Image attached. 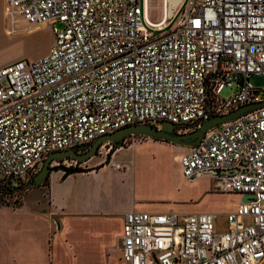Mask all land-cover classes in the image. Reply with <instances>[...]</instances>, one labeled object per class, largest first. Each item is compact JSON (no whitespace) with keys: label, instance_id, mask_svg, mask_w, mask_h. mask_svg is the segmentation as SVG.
<instances>
[{"label":"built area","instance_id":"obj_1","mask_svg":"<svg viewBox=\"0 0 264 264\" xmlns=\"http://www.w3.org/2000/svg\"><path fill=\"white\" fill-rule=\"evenodd\" d=\"M49 53L0 69V183L35 176L53 153L133 125L197 130L264 102V0H182L149 19V0H8ZM177 26L165 32L170 21ZM228 88L229 98L222 92ZM186 179L238 195L225 230L209 213L125 215L121 264H264V108L220 125L179 157Z\"/></svg>","mask_w":264,"mask_h":264},{"label":"crops","instance_id":"obj_2","mask_svg":"<svg viewBox=\"0 0 264 264\" xmlns=\"http://www.w3.org/2000/svg\"><path fill=\"white\" fill-rule=\"evenodd\" d=\"M7 2L0 0V69L16 62L4 59V41L11 32L3 23ZM141 147L146 150L136 155L135 148ZM189 150L164 141L136 139L116 149L108 161L95 163L98 156L90 159L82 166L83 172L53 171L44 185L26 189L21 201L0 204V264H121L127 213H207L186 212L190 204L169 176L176 172L183 181L195 180L184 177L179 161ZM128 152L131 155L122 154ZM233 196L239 199L237 210L244 198Z\"/></svg>","mask_w":264,"mask_h":264},{"label":"rangeland","instance_id":"obj_3","mask_svg":"<svg viewBox=\"0 0 264 264\" xmlns=\"http://www.w3.org/2000/svg\"><path fill=\"white\" fill-rule=\"evenodd\" d=\"M163 5L164 0H149V19L151 22L159 23L163 19ZM179 20L180 16L178 15L174 21H170V25L165 32L173 30L177 26ZM3 23L4 27L7 28L8 31H11L9 35L6 34V40L4 41V59L9 62L17 60H27L31 62L40 60L45 56L44 54L46 47L49 46L50 42H54V36L49 26L35 29L29 28L28 25L21 20H19L17 23V20L8 13L6 16H4ZM252 83L256 88L264 90V77H254ZM259 94L264 96V91H261ZM230 95L231 91L228 88H226L221 94V96L226 99L229 98ZM181 133L184 132L182 131ZM134 140L136 139H131L127 143L129 144ZM111 147V144L104 145L99 150L98 158H95L94 162L97 163L100 160L106 159L110 152L109 148ZM135 150L136 155L143 154L146 150V147H141L140 149L135 148ZM122 154H127L128 156L131 155L130 152ZM85 163L78 165L76 161L69 159L64 162L52 163V167H57L56 170L67 174L68 170L75 169L76 167L80 168L81 166L85 165ZM169 174L173 185L176 186L175 188L180 189V196L184 201L190 204L189 206L187 205L184 210L186 212H191L193 210L200 212L206 211L212 215H219V219L217 220L218 229L220 231H224L225 215L236 211L235 205L239 203V199L230 194H218L213 192V180L210 176L204 175L203 177L196 178L194 181L188 182L187 180H181L180 173L178 174L175 172L173 174ZM34 177L35 176L21 182L19 184L20 190L15 192L9 189L11 186H8L5 183H0V204H11L21 201L22 196L26 191L24 188L32 182ZM198 202H200L199 205L196 204ZM58 255L59 257L60 255L62 256L61 253ZM78 263L82 264L80 261H78Z\"/></svg>","mask_w":264,"mask_h":264},{"label":"water","instance_id":"obj_4","mask_svg":"<svg viewBox=\"0 0 264 264\" xmlns=\"http://www.w3.org/2000/svg\"><path fill=\"white\" fill-rule=\"evenodd\" d=\"M182 0H169V12L172 14L178 7ZM264 108V102L249 104L239 108L238 110L224 116H214L210 120L205 121L202 125L194 131L188 133H179L175 125L169 122H163L160 126L152 124L133 125L98 138L93 144H87L68 151L56 152L51 154L43 163L40 171L35 175L32 182L29 183L25 189L39 187L44 185L55 168L52 163L61 162L68 159H75L78 162H86L98 156L99 150L104 145L111 144L114 150L122 148L127 139L132 137H143L156 141H164L177 146L193 148L198 146L206 134L220 125L233 122L242 116L253 112L257 109ZM79 152V153H78ZM82 154V155H80ZM78 172V169L68 171L69 174ZM14 186H18L15 183ZM248 199H244L246 201Z\"/></svg>","mask_w":264,"mask_h":264},{"label":"trees","instance_id":"obj_5","mask_svg":"<svg viewBox=\"0 0 264 264\" xmlns=\"http://www.w3.org/2000/svg\"><path fill=\"white\" fill-rule=\"evenodd\" d=\"M131 139H146V138H143V137H132V138H129V139H127L126 140V142H125V146H127V142L129 141V140H131ZM84 170H82V169H78V172H83ZM33 177V176H32ZM31 178V177H30ZM30 182V181H29ZM5 184H7L8 186H11L9 189H11L12 191H17V190H20V187L18 186H14L11 182H9V183H5ZM20 184V183H19ZM18 184V185H19Z\"/></svg>","mask_w":264,"mask_h":264},{"label":"flooded vegetation","instance_id":"obj_6","mask_svg":"<svg viewBox=\"0 0 264 264\" xmlns=\"http://www.w3.org/2000/svg\"><path fill=\"white\" fill-rule=\"evenodd\" d=\"M112 146V145H111ZM110 149V152H109V155L106 157V160L108 161L110 158H111V156L113 155V153H114V148L113 147H111V148H109ZM79 153V152H78ZM99 153V152H98ZM80 155H82V154H80ZM69 160V159H68ZM70 160H74V161H76L77 162V164L78 165H81V164H83V163H85V162H78L77 160H75V159H73V158H71ZM66 161V160H65ZM89 161V160H88ZM61 162H64V161H61ZM87 162V161H86ZM53 168H55V170H56V168L57 167H53ZM75 169H82L83 170V168H82V166L79 168V167H76ZM19 186V185H18ZM17 186V187H18ZM12 191V190H11Z\"/></svg>","mask_w":264,"mask_h":264}]
</instances>
